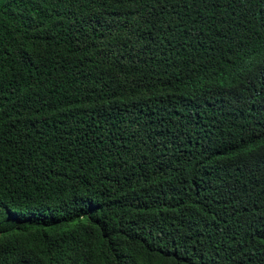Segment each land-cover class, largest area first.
Segmentation results:
<instances>
[{
    "label": "trees",
    "instance_id": "16d2710c",
    "mask_svg": "<svg viewBox=\"0 0 264 264\" xmlns=\"http://www.w3.org/2000/svg\"><path fill=\"white\" fill-rule=\"evenodd\" d=\"M0 264H264V0H0Z\"/></svg>",
    "mask_w": 264,
    "mask_h": 264
}]
</instances>
